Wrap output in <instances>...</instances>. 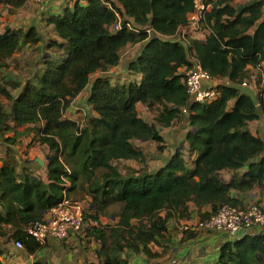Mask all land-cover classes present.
I'll use <instances>...</instances> for the list:
<instances>
[{
	"label": "trees",
	"instance_id": "obj_1",
	"mask_svg": "<svg viewBox=\"0 0 264 264\" xmlns=\"http://www.w3.org/2000/svg\"><path fill=\"white\" fill-rule=\"evenodd\" d=\"M9 1L19 7L26 0ZM207 1H212V7L203 25H208L211 33L205 42L192 40L190 45L169 36L189 22L195 0L76 1L63 13L48 18L60 39L50 42L53 56L45 58L43 71L28 77L24 84L14 83L17 94L0 80V138L8 146L18 141L16 135H5L12 129L11 120L31 125L34 139L51 150L47 165L50 182L25 169L19 171L14 150L8 151L0 166V236L13 230L12 237L21 240L29 252L41 248L27 228L44 219L62 200L64 174L71 182L70 194L86 189L91 196L93 208L85 209V216L97 224L88 226L87 231L99 241L96 252L102 264H130L122 254L126 248L149 257L169 252V219L189 215L190 202L200 209L211 206L210 212L201 214L204 219L224 203L245 207L231 195V189L264 187V139L249 129V121L259 118L261 110L264 113V1H254L241 10L231 0ZM119 15L122 28L111 30ZM130 21L135 23L132 28L127 26ZM145 25L162 35L149 34ZM41 40L35 26L16 31L7 28L0 34V68L23 45ZM136 43L144 45L128 68L140 73V80L114 84L105 73L91 81L95 72H106L119 63L123 48ZM192 52L212 77L236 84L248 82L249 64L260 66L256 78L259 104L226 85L218 88L216 99L192 98L185 74L179 72L180 67L192 65ZM89 84L87 104L95 114H88L81 126L79 119L66 116L65 111ZM138 102L151 109L157 106L156 121L164 126L188 115V150L196 154L192 166L179 148L153 170L122 172L113 163L121 159L146 161V153L133 139H153L161 150L165 148L157 125L139 115ZM243 167H248L244 175H235L228 183L221 179L220 170ZM110 214L118 216L114 225L102 221L103 215ZM192 234L194 230L186 229L183 238ZM154 244L162 250H153ZM220 264H264V234L228 242Z\"/></svg>",
	"mask_w": 264,
	"mask_h": 264
},
{
	"label": "crops",
	"instance_id": "obj_2",
	"mask_svg": "<svg viewBox=\"0 0 264 264\" xmlns=\"http://www.w3.org/2000/svg\"><path fill=\"white\" fill-rule=\"evenodd\" d=\"M2 1L8 3L10 9H13V12L8 13L3 11L2 13H0V34L5 32V30L9 27L12 30L16 31L19 29L27 30L31 26H35L41 33L42 40L38 44L32 46L31 44L27 43L23 45L24 47H22L24 48V50L27 49L26 51H30L32 48H37V52H35L38 55L41 53L42 57H38L36 59H40L36 71L38 73L42 72L44 69L45 58L53 56V47L49 46L50 42L56 39H60L57 35L54 24L49 23L48 18L52 15H59L63 13L64 9L67 6H73L76 1H79L82 4H86L88 0H44L42 2L26 0L23 5L19 6L21 7V9L19 10H17L19 7L10 3L9 0ZM254 1L257 0H231V4L238 10H241ZM17 13L21 15L20 20H17ZM193 15V12H191L189 14V22L187 24L179 26L177 31L178 38L173 37L172 39L179 40L181 43L187 45L192 44V40H198L201 42H205L207 40V36L211 33L210 27L203 25V27L201 26L200 28H197V25L192 21ZM122 19L123 18H121V16L119 15L118 21L113 26H111V30H115V25L117 23H122ZM130 22L133 25L135 24L133 21ZM250 31L251 33H253L255 31V27H252ZM143 45V43L129 44L122 49L121 59L117 65L110 67L106 72L99 70L93 75H95L96 78L99 75L107 73L111 76V81L114 84H122L133 79L140 80L142 75L140 73L131 71L128 68V65L132 60L137 58V56L141 52ZM20 50L17 51L12 58L8 59L7 65H4L0 68V74L5 77V82L1 80L2 76L0 77V80L5 83L8 88H11L13 94H17V87L14 89L13 85L14 83L17 84V55L19 54ZM193 56L196 57L192 52V55H190L191 59L193 58ZM22 58L23 56L21 57V59ZM34 66H32V68ZM185 69L186 67H180L179 72L183 73ZM260 71V66H253L252 64L248 65L249 77L247 84L253 86L256 89L257 93L258 88L256 84V78ZM6 74H8V76ZM10 76L15 81L12 82L13 84L10 83ZM26 80L23 82V84L26 82ZM88 86L83 91H81V93L76 98L72 99L70 106L65 111L66 116L78 119L76 116H74L76 109L79 108L77 106V101H79L81 98H85V102L87 103V97L91 84H89ZM206 86L207 84L204 83V87ZM14 91H16V93ZM2 102L6 106H10V102L7 98L2 97ZM233 103L234 100H231L229 106L231 107ZM141 109H145L144 111L156 112L153 113L155 118L150 120V116L147 117L144 114V111L143 113H141ZM137 110L139 115L143 119L157 125L160 134L164 137L165 140L169 139L170 141L174 142L171 147L172 150L175 151L176 148H179L184 151L189 166H192V160L195 158L196 154H191L188 150L189 143L186 139V135L191 128L188 121V115L177 118L169 126H164L156 121V116L158 113L157 106L154 109H151L146 103L138 102ZM68 112L70 113L68 114ZM93 112L95 114V111ZM86 115L84 116L83 122H85L86 120ZM10 124L12 125V129L7 131L5 135H16L19 141L22 140L24 142V145L23 147H20V145L17 144L8 146L7 143L2 141L0 138V166L4 163L8 151L12 148L19 161V171L25 169L26 171L32 172L36 176L41 177L46 183H49L50 179L47 170L48 162L51 159V150L49 146L47 144H41L38 141L37 142L39 145L37 146L31 144L32 139H34L35 137V131L31 128V125H21L14 122L13 120L10 121ZM20 126H23V128H20ZM249 129L253 134L264 139V113L262 112V110L259 118L249 121ZM134 140L135 139L132 140L133 143L140 147L146 153L144 144L153 139H136L138 142H135ZM24 150H27V155L25 154V152H23ZM163 150L165 151L166 147ZM168 158H170V156ZM168 158H165V160H167ZM139 162L143 163L142 161ZM165 162L166 161H164L162 165L158 166V168L163 166ZM247 168L248 167H243L237 171L230 168H224L220 170L219 173L221 179L224 182L228 183L233 176L244 175V173L247 171ZM85 192L88 193L87 191ZM230 193L233 197L238 198L245 206H248L253 202L261 203L264 206V187H254L248 191L231 189ZM88 199L91 201L90 194L88 195ZM85 200L86 199H84L83 201ZM89 207L93 208L91 204ZM189 209V215L183 217L174 216L169 219L168 229L172 236V244L169 252L164 256L149 257L144 252L137 253L129 248H126L125 251H123V256L129 259L130 264H220L222 251L228 242H235L249 234H264L262 228L257 225L242 229L237 234H231L225 230L197 228L189 229L190 231L194 230V234L185 239L183 238V236L184 231L188 229L187 227L189 225L196 224L201 219V214L210 212L212 210L210 205H204L200 209L195 205L194 202L189 203ZM0 211H2L1 208ZM49 215L50 210L46 212L45 218L49 217ZM104 218L111 219V222H105ZM117 220L118 216H115L113 214L102 216V221L104 223L114 225ZM12 233L13 230H10L7 236H0V252L4 257L1 264H86V262L93 264H102V260L98 258L96 252L100 244L99 241L95 238L92 239V241L88 245V248L85 249L86 247L81 243V241L80 243L78 242V244H80L78 247L72 246L75 243L74 241L79 240L78 237L80 234L74 235L68 239H59L49 236L46 239L45 243L42 244L41 248L33 253L29 252L25 248V246L22 248H16L14 246L13 248L17 250V254L15 255V252L13 250H10V248H5L6 246H9L10 240H15L12 237ZM71 242L74 243L71 244ZM13 244H15V242ZM3 246L5 247L3 248ZM153 250L161 251L162 248L155 244V246H153ZM255 262H257V260H255Z\"/></svg>",
	"mask_w": 264,
	"mask_h": 264
},
{
	"label": "built area",
	"instance_id": "obj_3",
	"mask_svg": "<svg viewBox=\"0 0 264 264\" xmlns=\"http://www.w3.org/2000/svg\"><path fill=\"white\" fill-rule=\"evenodd\" d=\"M42 2L44 0H34ZM212 7V1L195 0V10L193 11L192 21L197 28L203 27L206 12ZM122 23L115 25V30L122 28ZM132 28V23H127ZM208 26V25H206ZM209 27V26H208ZM144 28L152 34L156 32L151 25H145ZM162 35V34H160ZM177 37V33L169 36V38ZM192 65L186 69L185 83L187 90L192 98L198 101H210L216 99L220 95V91L215 87H204L203 82L212 77L205 70L197 57L191 59ZM247 84V82H244ZM82 126V123H80ZM64 189L62 200L50 209L49 217L38 220L31 224L27 230L41 244L45 243L49 236L68 239L74 235L81 234L85 228L97 221L85 216V204L79 198L69 193L71 182L63 174ZM259 226L264 231V206L261 203L253 202L245 207H237L230 203H224L216 212L200 219L196 224L189 225L188 229L205 228L210 230H225L231 234H237L239 231L252 226ZM15 245L19 248L24 247L21 240H16ZM3 254L0 252V264L3 261Z\"/></svg>",
	"mask_w": 264,
	"mask_h": 264
},
{
	"label": "rangeland",
	"instance_id": "obj_4",
	"mask_svg": "<svg viewBox=\"0 0 264 264\" xmlns=\"http://www.w3.org/2000/svg\"><path fill=\"white\" fill-rule=\"evenodd\" d=\"M19 9H21V7H19L17 10H19ZM3 11L9 13V12H13V9H10V6L8 5V3L0 0V13H2ZM20 18H21V15H19L17 13V20H20ZM26 50L27 49L24 50V48H22L20 50L19 54L17 55V82H20L21 84H23V82L26 80L27 77H29V76L31 77L34 73H36L38 63L40 60V59H38V60H36V59L38 57L39 58L42 57L41 53L39 55L36 53L37 48H32L30 51H26ZM35 53H36V55H35ZM22 56H23V58L21 59ZM32 66H34V67L32 68ZM186 71L187 70L185 69L183 71V73L186 74ZM6 75L8 76V74H6ZM1 76H2L1 80L5 82V80H4L5 77L2 74H0V77ZM94 78H95V75H92L91 81ZM9 80H10V83L15 82L11 76L9 77ZM88 88H89V86H88ZM14 92L16 93V91H14ZM77 106L79 108L76 109L74 116H76L82 122V124H84V122H83L84 116L87 114L86 115V118H87L88 114L92 113L93 111L91 112L89 105L85 102V98H81L79 101H77ZM144 110L145 109H141V113H143ZM69 113L70 112H68V114ZM153 113H156V112L144 111V114L147 117L150 116V120L155 118ZM20 128H23V126H20ZM134 141L136 142L137 140L135 139ZM177 143H175V144H177ZM16 144L20 145V147H23L24 142L22 140H20V141L18 140L16 142ZM31 144L35 145V146L39 145L37 140H35V139H32ZM158 144L159 143L155 142L154 140H149L146 144H144V149L146 150V161L143 163H140L138 160H134V159L113 160V163L116 164L122 172H127L128 170H130L132 168H136V169L147 168L150 170L156 169V168H158V166L162 165L164 163V161H166L165 158H168L169 156H171L172 152L174 151L171 148L172 145L174 144V142L170 141L169 139H167L163 142V144L166 147L165 151L163 149L161 150L158 147L159 146ZM23 152H25V154L27 155V150H24ZM164 156H165V158H164ZM85 191H87V190L82 189V191L77 192V193H72L71 195L80 198V200H82V201L84 199H86L83 202L85 204V208L87 209V208H89L91 201L88 199L89 194L86 193ZM104 221L110 223L111 219L104 218ZM87 228H85L83 230V232L79 235V237H78L79 240L74 241L75 243L71 242V244L74 243L72 245L73 247H78L80 245V244H78V242L80 243V241H81V243L85 245V247H86L85 249L88 248V245L90 244V242L92 241L93 238H92V236H89ZM14 242H15V240L14 241L10 240L9 246H6V247L3 246V248L4 247L10 248V250H13L15 252V255H16L17 250H15L13 247L15 246L17 248V246L15 244H13ZM153 246H155V244ZM86 264H93V263L86 262Z\"/></svg>",
	"mask_w": 264,
	"mask_h": 264
},
{
	"label": "water",
	"instance_id": "obj_5",
	"mask_svg": "<svg viewBox=\"0 0 264 264\" xmlns=\"http://www.w3.org/2000/svg\"><path fill=\"white\" fill-rule=\"evenodd\" d=\"M204 83L207 84L206 87L211 86V87L219 88L222 85H226V86L236 88V89L240 90L241 93L247 94L248 96H250V98L252 99V101L255 105L259 104L258 93H257L256 89L251 85L244 84V83L243 84H236V83H232V82H229L227 80L220 79V78L207 79L203 82V86H204Z\"/></svg>",
	"mask_w": 264,
	"mask_h": 264
},
{
	"label": "bare ground",
	"instance_id": "obj_6",
	"mask_svg": "<svg viewBox=\"0 0 264 264\" xmlns=\"http://www.w3.org/2000/svg\"><path fill=\"white\" fill-rule=\"evenodd\" d=\"M90 217V216H89ZM99 224V223H98Z\"/></svg>",
	"mask_w": 264,
	"mask_h": 264
}]
</instances>
